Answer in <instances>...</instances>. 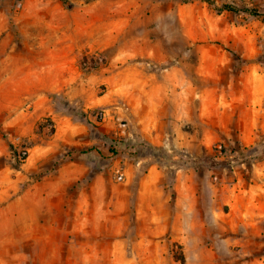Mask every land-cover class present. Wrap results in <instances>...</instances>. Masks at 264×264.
<instances>
[{
    "label": "rangeland",
    "instance_id": "1",
    "mask_svg": "<svg viewBox=\"0 0 264 264\" xmlns=\"http://www.w3.org/2000/svg\"><path fill=\"white\" fill-rule=\"evenodd\" d=\"M208 1L0 0V264H264V0Z\"/></svg>",
    "mask_w": 264,
    "mask_h": 264
},
{
    "label": "trees",
    "instance_id": "2",
    "mask_svg": "<svg viewBox=\"0 0 264 264\" xmlns=\"http://www.w3.org/2000/svg\"><path fill=\"white\" fill-rule=\"evenodd\" d=\"M201 1L212 5L208 0H201ZM263 9H264V7H263ZM215 11L216 12L229 11V12H233V13L242 12V13L251 14L252 16L260 15V13L257 10H245V9L242 10V9L234 8L232 6H227V5H224V6L220 7V8H215ZM219 153H221V152H219ZM82 154H85V153H82ZM216 157L217 156H210L209 158H207V160H208V162L211 165L219 166L222 162H219V161L215 160Z\"/></svg>",
    "mask_w": 264,
    "mask_h": 264
}]
</instances>
